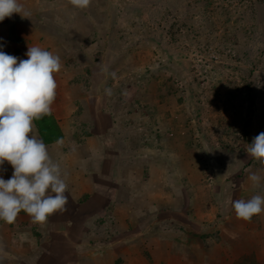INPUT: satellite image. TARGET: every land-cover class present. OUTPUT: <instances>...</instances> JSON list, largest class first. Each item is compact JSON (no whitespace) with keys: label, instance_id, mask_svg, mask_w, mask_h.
Listing matches in <instances>:
<instances>
[{"label":"rangeland","instance_id":"374dc122","mask_svg":"<svg viewBox=\"0 0 264 264\" xmlns=\"http://www.w3.org/2000/svg\"><path fill=\"white\" fill-rule=\"evenodd\" d=\"M20 3L37 9L30 20L44 22V36L51 29L63 72L81 81V95L70 91L75 106V95L85 97L74 112L77 130L93 131L130 165L122 177L132 192L122 180L112 204L86 214L74 243L60 233L57 263L76 256L81 264H264L241 250L249 239L238 244L222 230L225 196L250 189L243 179L253 170L245 168L258 167L244 149L264 132V0ZM14 18L22 19L13 13L0 24ZM62 83L59 91L68 88Z\"/></svg>","mask_w":264,"mask_h":264},{"label":"crops","instance_id":"0c3cea01","mask_svg":"<svg viewBox=\"0 0 264 264\" xmlns=\"http://www.w3.org/2000/svg\"><path fill=\"white\" fill-rule=\"evenodd\" d=\"M33 10L39 15L36 8ZM33 10H30L31 15H33ZM95 18L97 17L95 16ZM23 20L24 18L20 20L14 18L0 24V31L3 30L4 32H0V45H3L0 47V51H4L7 54L17 56L21 59H27L25 53L28 47L39 46L55 55L59 54L55 52L53 46L50 45V42L55 43L54 40L56 39V37H52L51 29L46 31L47 36L41 33L44 22L30 19L29 21L25 18L24 21L26 23L24 22V24L32 27L28 29L30 30V33H28L22 28L24 26L22 24ZM9 22L10 25L14 24V26L11 27H15V29L11 28L8 30L5 28V25H8ZM39 26H41V28H39ZM42 35L44 38H42ZM68 37H73V35ZM65 39H67V37H65ZM44 42L45 45L42 44ZM58 56L63 66L59 72L54 74L57 88L56 98L51 106V115H46L42 119L34 121L33 135H36L45 143L51 159L55 163H58L61 168L62 178H65L68 185L66 193L69 197L67 210L50 215L47 221L42 224L33 223L31 217L23 210L18 213L13 223H3L1 222L3 220H0L1 234L5 240H8L9 244L7 247L10 250L6 255L0 253V264H58L57 260H60L59 257L62 256L60 251L63 250L62 247H59L61 240L60 233H63L62 235L66 237L71 235V240L69 241L74 243L76 237H78L77 235L82 232L83 227L85 228V226H88L86 220L89 218L86 214L91 218V215L94 214H92V211L96 209V207L102 210L107 205L112 204V197L117 194L116 188L122 184V172L124 168L130 169V165L119 158V154L121 153L116 149L108 147L107 143L98 138L93 131L79 132L77 130V125L81 124L77 123L78 117L74 116V112L78 107L83 105L82 103L85 97L75 95V101L81 103H78L77 107L75 106L74 99L70 97V91L75 92L74 90H77L81 95V81L74 77L70 78L73 73L70 72V75H68L69 70L63 72L64 69L67 68L65 67V59L61 57L60 54ZM60 81L63 82L62 85L64 87H68L64 91H59L58 82L60 84ZM73 85L75 86L71 89ZM92 86L93 84H89V86L87 85L84 89H87V87L92 89ZM68 107H70V112L65 111ZM71 128L76 130V136L78 138H83L84 140L77 139L78 141H76L74 135L69 131ZM0 168L6 169L5 171H0V176L4 179H9L13 171L12 166L5 161L3 165H0ZM253 168L256 169L257 166L250 165L245 169H247L248 172L251 171V169L255 171ZM142 171H144V168ZM64 173L67 174L66 177ZM243 180L244 182L249 181L248 183H251L248 178ZM123 182L128 190L131 185L129 186V184H126L127 180H123ZM249 186L250 189L246 188V192L243 191L245 193L243 194L249 197H241L243 195L241 192H238V197L234 192H229V194L225 196L226 204L224 205L225 208L222 206V209L226 212L224 214V219L228 221L229 226H225L227 228H223L222 230L228 239L235 238L236 240H233L234 242H238V244H242L244 240L249 239L248 244L250 246H244V249L241 250H250L259 253L258 259L263 263L264 213L255 215L250 222H246L242 219H237L229 203L231 200L248 199L256 194L257 190L253 188L252 184ZM241 187L244 188L245 186L241 184ZM127 192H132V190H128ZM233 219L234 222H232ZM230 222L233 223L234 226H231ZM10 228H13L12 232H9L11 231ZM256 238L261 240L257 243L254 240ZM64 240L67 241L65 238ZM75 245L76 252H81L77 250L79 249L77 244ZM73 249L75 251L74 247ZM228 251H230L229 246ZM73 258L75 260H72V262H65L62 258L60 263L81 264L80 260L76 259V256ZM183 262L185 264L191 263L190 258H184ZM203 264L227 263L225 261L221 262L219 259L211 258L209 262L204 260Z\"/></svg>","mask_w":264,"mask_h":264},{"label":"clouds","instance_id":"9594fccd","mask_svg":"<svg viewBox=\"0 0 264 264\" xmlns=\"http://www.w3.org/2000/svg\"><path fill=\"white\" fill-rule=\"evenodd\" d=\"M90 2L69 0L79 9ZM13 13L22 19L31 15L20 0H0V21ZM25 56L27 59H21L0 51V165L7 161L13 169L9 179L0 176V220L13 223L23 210L33 223L42 224L50 215L66 211L69 202L59 164L51 159L45 143L33 135L34 121L51 115L57 88L54 74L62 65L58 55L39 46L28 47ZM244 150L258 165L249 174L257 192L229 203L237 219L250 222L264 213V132L253 137Z\"/></svg>","mask_w":264,"mask_h":264}]
</instances>
